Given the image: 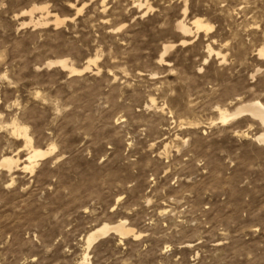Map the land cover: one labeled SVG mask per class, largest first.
I'll use <instances>...</instances> for the list:
<instances>
[{
  "label": "rangeland",
  "instance_id": "374dc122",
  "mask_svg": "<svg viewBox=\"0 0 264 264\" xmlns=\"http://www.w3.org/2000/svg\"><path fill=\"white\" fill-rule=\"evenodd\" d=\"M262 45L264 0H0V158L20 160L0 171V264H78L121 221L141 237L100 238L90 264H264L263 128L217 111L264 105ZM12 122L57 147L33 174Z\"/></svg>",
  "mask_w": 264,
  "mask_h": 264
},
{
  "label": "bare ground",
  "instance_id": "6f19581e",
  "mask_svg": "<svg viewBox=\"0 0 264 264\" xmlns=\"http://www.w3.org/2000/svg\"><path fill=\"white\" fill-rule=\"evenodd\" d=\"M104 2H105V0H103V3ZM135 4H136V7L138 8V10L141 12L142 16L146 15L152 9L150 6H147L146 3L143 4L140 1H135L134 5ZM36 10L44 11V10H47V7L46 6H41V7L37 6L35 8H31L30 11L28 12V14L32 15V12L36 11ZM187 10L188 9L185 6V8L183 10L184 15H186ZM81 11H82V8L77 9V14L81 13ZM32 19L30 17L31 21H30V23H28V25L32 24ZM65 20L66 19H59V18L55 17V19L53 20V25L55 27H58L59 25L63 24L65 22ZM25 24L23 23V26H25ZM48 24H49L48 21L40 22L37 19V22L33 23L32 25H33V28L34 27L36 28L38 26L39 27L40 26H46ZM191 26L195 30L196 34L208 32V31H211L213 29V27L211 25H209L208 23H206L205 21H203L200 18L193 19L191 21ZM192 28L187 26V24H185L183 21H179L176 25V29L179 31V33L184 38L192 35V33H193ZM187 43H188V41L181 40L179 45L183 46V45H186ZM174 48H175V45L164 46L163 52L161 53V56L159 58V63L165 64L164 57ZM209 55H215L217 58L220 57V59H222V60L225 59L220 53H216L212 49H209ZM256 57H258L264 63V45H262L257 50V56ZM90 64L95 65L96 61L95 60H89L88 64L84 68H81L80 70L73 68V67H69L67 65L66 61H51V62H48L46 67L50 68V67H57L58 66L62 69L68 70L69 76H81L85 72L91 71L92 68L90 67ZM217 111H218L219 116H220L219 120L223 125H225L229 121L241 119L244 117H249V118H251V120L259 122V124L263 128V132L256 135L254 137V141H256L259 144L264 145V105L262 103H260L259 101H253V102H248L245 104H240L239 106L236 107V109L232 113L228 112V110H226V109H219V108L217 109ZM7 128H8L7 132L9 133V135L11 137L20 138L23 140L24 148H26L27 154L25 157L26 158L25 162L22 164L21 169H23L24 171H28L30 174H33L35 172L39 161L48 158L50 155H52L57 150V147L54 144L49 145L45 149L35 148L33 145L34 144L33 138L31 137V135L29 133V128L25 125H22V124H19L16 122H12L9 125H7ZM0 129H2V127H0ZM19 163H20V160L15 155L14 156H12V155L6 156L5 155V156L0 158V171H7L10 173L15 168L19 167ZM110 233L119 237L120 240H125V239H128L129 237H132L133 239L136 240V239H139L141 237V234H138V233L134 232L133 229L127 227L125 221H121L117 225H114V226L104 225V226H102L96 230L89 232L84 237L83 240H84V244H85V250H84V253L82 255L83 257L81 258V261L78 264H90L89 255H88L89 250L91 249V247L93 246V244L97 240L109 235Z\"/></svg>",
  "mask_w": 264,
  "mask_h": 264
}]
</instances>
